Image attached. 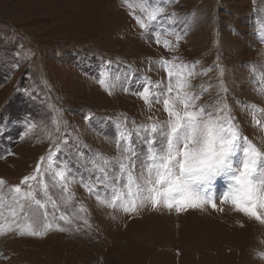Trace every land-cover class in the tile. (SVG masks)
<instances>
[{"label":"rangeland","instance_id":"obj_1","mask_svg":"<svg viewBox=\"0 0 264 264\" xmlns=\"http://www.w3.org/2000/svg\"><path fill=\"white\" fill-rule=\"evenodd\" d=\"M161 62L177 66L174 96L195 95L236 134L234 164L255 148L264 175V0H0V264H264V224L230 203L180 213L107 206L123 180L103 158L135 160L138 176L151 147L142 129L169 119ZM38 163L39 182L21 185ZM16 185L46 205L29 198L38 223L52 225L43 236L8 231L14 219L30 222L9 214ZM227 185L218 177L208 192Z\"/></svg>","mask_w":264,"mask_h":264},{"label":"snow or ice","instance_id":"obj_2","mask_svg":"<svg viewBox=\"0 0 264 264\" xmlns=\"http://www.w3.org/2000/svg\"><path fill=\"white\" fill-rule=\"evenodd\" d=\"M156 11L158 10L153 11L152 19L156 18ZM141 27L144 25L141 24ZM161 63L164 64L169 76V86L165 89L163 93L165 98L162 100L169 119L159 127L153 124L149 128L142 129L150 133L146 139L151 147L146 160L142 162L138 176L135 174V160L120 157L113 161L103 158V164L114 165L116 169L112 178L117 183L123 180L120 190L113 188L112 200L107 206L119 207L122 211L131 214L137 212L138 207L150 203L153 208L163 206L170 211L174 209L180 213L190 209H203L205 206L216 210L219 200L220 204L230 203L235 211L264 224V175L258 176L259 159L262 154L255 148L249 147L244 150V159L238 166L235 165L232 158L236 155V134L234 132L230 135L225 134L218 111L214 113L204 106L197 109L194 103L197 99L195 95L185 93L174 96L172 77L177 66L173 65L169 68L166 62ZM184 67L180 66L181 70ZM100 83L103 85L105 81L102 79ZM186 86L181 78L177 88L182 90ZM139 95L145 103L150 102L148 88ZM156 102L161 101L157 98ZM177 102L183 105L182 113L176 109ZM31 127L30 125L29 128ZM157 136H160L161 140L158 141ZM49 138L51 139V136ZM117 147H122L125 153L133 152L130 139L128 142L118 139ZM51 156L50 151L49 160ZM43 161L42 157L40 163ZM40 163L37 164L34 174L21 180V185H27L31 189L30 182H39ZM94 164L107 179L108 171L103 165L95 161ZM221 176L227 177L226 191L219 197L209 194V186ZM55 178L66 181L64 170H58ZM3 184L4 181L0 179V185ZM11 192L16 195L13 204L8 208L9 214L13 218L23 214L24 217H30V222L21 224L14 219L12 223L15 224V229L9 225L8 231L15 230L21 236H43L52 229L51 224H39L35 218L29 198L40 209H45L46 205L36 199L32 191L23 192L21 186L16 185L12 187ZM122 192L125 194L124 198L121 196ZM2 199L3 197H0V200ZM25 202H29L27 209ZM60 219L65 220V223L71 222L63 215ZM57 230L65 231L58 225ZM4 234L6 233L3 225H0V235Z\"/></svg>","mask_w":264,"mask_h":264},{"label":"bare ground","instance_id":"obj_3","mask_svg":"<svg viewBox=\"0 0 264 264\" xmlns=\"http://www.w3.org/2000/svg\"><path fill=\"white\" fill-rule=\"evenodd\" d=\"M5 220V219H4ZM0 225H3V221L1 220V217H0Z\"/></svg>","mask_w":264,"mask_h":264}]
</instances>
